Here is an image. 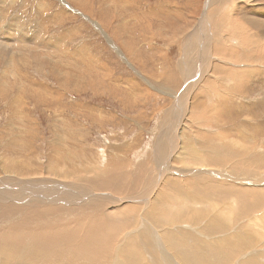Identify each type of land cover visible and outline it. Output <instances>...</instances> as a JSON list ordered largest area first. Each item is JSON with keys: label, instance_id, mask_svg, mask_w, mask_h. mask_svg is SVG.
<instances>
[{"label": "rangeland", "instance_id": "1", "mask_svg": "<svg viewBox=\"0 0 264 264\" xmlns=\"http://www.w3.org/2000/svg\"><path fill=\"white\" fill-rule=\"evenodd\" d=\"M177 17L190 21L189 37L194 38L187 49V58L192 60H185V65L191 64L196 79L188 88L184 65L182 83L176 88L171 84L178 80L172 73L175 65L158 64L159 35ZM197 35L200 45L196 47ZM211 35L216 39L209 41L206 36ZM263 36L264 0H0V180L12 177L18 189L22 181L44 187L35 181L54 180L52 190L60 188L63 199H72L70 213L65 214L71 217L68 222L86 221L83 227L92 234L79 264H104L109 254L118 253V246L128 256L132 234L153 227L148 217L128 213L124 206L152 203L160 190L170 193L173 182L182 191H191L196 182L229 183L235 190L204 186L205 191L197 189L193 196L187 193L186 198L196 200L192 204L181 200L187 215L180 218L184 224L178 227L190 233V239L202 238L198 244L205 250L218 241L215 252H222L226 264L232 260L264 264V167L255 163L264 154ZM181 37L177 43L184 42ZM137 38L140 47L130 46ZM175 45L167 49L173 60L178 51ZM202 66L209 70L199 79L204 76ZM153 77L161 81L160 85L155 82L159 87L154 86ZM192 148L200 161L190 157ZM206 149L216 163L203 159ZM108 167L107 177L126 172L121 184L126 183L128 190L118 194L113 189H97ZM59 171L70 176L61 178L56 174ZM242 188L260 189L263 204L235 217L232 211L237 213L236 205L246 196ZM27 196L21 197V205L31 207L21 215L35 216L37 212L29 211L39 206L35 200L28 201L30 197L26 200ZM116 215L124 219V231L111 235L110 217ZM223 220L232 221L234 227L222 231ZM171 228L166 229L182 240L184 236ZM246 230L255 234L251 247L229 251L223 246L224 239L235 238L238 232L247 236ZM105 233L116 246L105 257L94 259L93 250L105 248ZM73 242L68 240L71 249ZM144 242L153 255V244L148 239ZM192 243L195 253L187 252L204 256L206 251L193 249L197 242ZM138 248L142 262L149 264L140 252L142 247ZM158 254L160 264H177L173 255L170 262L166 254L159 250ZM61 256L55 251L53 263L65 264Z\"/></svg>", "mask_w": 264, "mask_h": 264}, {"label": "bare ground", "instance_id": "2", "mask_svg": "<svg viewBox=\"0 0 264 264\" xmlns=\"http://www.w3.org/2000/svg\"><path fill=\"white\" fill-rule=\"evenodd\" d=\"M222 15L221 16L218 15V16L222 18ZM217 19H219V18H217ZM215 23H216V21H215ZM251 24H253V23H251ZM255 26H257V25H255ZM198 37L199 36L197 35V40H196L197 42H194V44H193L196 47H197V45H200V37L199 38ZM206 37H208L209 41L212 39L213 40L216 39L213 35H211V37H209V36H206ZM192 38L193 37L191 36V39L189 41L192 42ZM211 43H213V42H211ZM213 45H214V43H213ZM201 46H200V49H201ZM207 47H208V45H207ZM209 50H210V48H209ZM188 52H190V51H188ZM187 57H186V62H188V60H192V59H188ZM201 61H202V59H201ZM202 63H206V62L204 61ZM190 65L191 64H189V67H188V70L190 73L187 76H185V78H184V81H187V88L189 87L190 81H194L196 79L193 76V74L195 72H191L192 68L190 67ZM206 65H208V64H206ZM204 66L199 68L202 71H204L203 72L204 76H201L199 79L205 78V75L209 70V69L208 70L204 69L205 68ZM208 80H210V79H208ZM184 89H186V86H184ZM190 90H192V89H190ZM198 92H199V90H198ZM188 105H190V104H188ZM193 109H195V110L197 109V110L201 111L200 107H198V108L195 107ZM203 111L204 110H202V112ZM173 126L177 127V125H175V121L173 123ZM164 130H166V129H164ZM169 130L167 129V131H169ZM249 138L253 139L251 137H249ZM198 141L200 142L202 140H198ZM158 142H159V140H158ZM181 144H182V142H181ZM159 147H161V146L159 145ZM178 148H180V147H178ZM158 151H160V150H158ZM205 151H206L205 152L206 158L204 157L203 159H206L208 161H212L213 163H216L215 159L213 157L214 154H211L209 152L210 151L209 149L208 150L206 149ZM154 152L156 153V150ZM163 156H166V155L163 154L162 158H163ZM190 157L194 158V161L199 159L196 152L193 150V148H192V155L190 154ZM179 158H182V157L179 156ZM216 158H217L218 162H222V160L218 159L217 155H216ZM257 158H259V162L255 161V163L257 164L258 168H263L264 167V163H263L264 162V154H262V156H259ZM198 161H200V160H198ZM198 161L196 163H199ZM261 163H263V164H261ZM214 165H216V164H214ZM218 165H220V164L218 163ZM108 169H109V167L105 168V170L103 171L104 181H98L97 182V189L98 188L113 189L114 192H116L118 194H120V192L128 190L129 186L124 187V185L126 183L121 184V182L124 180V179H122V177L126 176L125 175L126 172L124 174L118 175L117 177H113V176L107 177V170ZM193 169H195V168H193ZM53 173L55 174V172H53ZM56 174L63 176L61 178H66V177L70 176V175H67V173H64L62 171H59ZM103 174H100V175L102 176ZM123 175H125V176H123ZM60 176H58V177H60ZM194 176H196V175H194ZM6 178H8V177L7 176L3 177V180H5ZM3 180L2 179L0 180V187H1L0 188V264H56V263H53V254L55 251H57L60 255H62L60 257V259L62 261L66 260L65 264H79V260H78L79 257L88 252L86 250V248L88 247V244L90 243V240L92 239V234L90 231H88L87 229H85L83 227V225H85L84 223L86 221L85 222L74 221L73 223L68 222L71 217H68V215H65V214L70 213V211L68 210V206L73 205L72 199H68V198L63 199L62 194H65V193H64V191H61L62 189H60V188H59L60 190L58 188L52 190L51 186L54 183V180H46V183H44L42 180L35 181V182H40V183L44 184V187L41 185L40 186L34 185L33 183L30 184L28 181H22V182H19L20 183L19 189H18L19 184L15 181V179L12 180V177L10 180L6 179L5 182ZM11 182H13L14 184L11 185ZM110 182H113V183L118 184V185L114 188L110 185ZM10 185L12 187H14L15 189H12V187ZM60 185H64V184L61 183ZM194 185H195L194 188L192 187L193 185L191 186L192 187L191 191L193 192L192 193L190 190H183L182 191L180 185L176 186L173 182V183H171L172 191L170 193L164 194V191L160 190V192L157 195L158 197L156 198V200L152 201V203L147 202V203L141 204L139 206H136V205L134 206V205H129V204H128L129 206H127V205L124 206V208H126L128 213H134L135 215L140 216V217H142V216L148 217V219H150L154 223V225L152 223L153 227L149 226L150 228H147L145 232H139L138 234H132L133 235V244L130 245V243H129V245H128V252H129L128 256L126 255V252L124 251V249L120 248L118 246V253H115L116 255L114 253L109 254L107 261L104 264H142L143 259H141V256L138 252V249H139L138 246L142 247V248H140V252L142 251L143 254H146L147 261H149L151 264H155L156 262H158L160 264V262H159L160 256L158 254V250L161 251L162 253L166 254L169 257L170 262L172 261L171 255H173V258H175L177 264H226L227 260H225L222 252H219V253L215 252L219 249L218 247H216V244L218 243V241L215 244H208L209 246L207 247V250H205L202 247H200L201 246L200 244H198V242L203 241L202 238H194V236H193V239L192 238L190 239V233H186L184 231L185 229H183V231H182V229H180L178 227L182 223L184 224V222L180 223V221H181L180 218H184L187 215L184 203L181 200H184V202L192 204L193 202H195L196 199L191 198V197L186 198L187 193H190L193 196L196 192H198V191H196L197 189L204 190V186L205 187L209 186V189L215 188V189L224 190V191H230V190H235V189H233V186H231L229 183H227V184L222 183L220 185L217 182H209V181H204L202 183L196 182V184H194ZM48 186H50L48 188L49 191L45 192V188ZM242 189L246 190V196L242 200L241 205L240 204L236 205L237 213H234L232 211V215L235 217H242V215L249 214L250 212L255 211V209L259 208L263 204V198L261 196L260 189H254V188H242ZM13 192H15L14 193L15 198H11L14 195V194L12 195ZM59 194L61 196H59ZM27 195H30V196H27ZM203 195H204V193H203ZM22 196H24V197L27 196L26 200H28V197H30V199L28 201L35 200L34 202H37L35 205H36V207H38V206L39 207L29 211V212H37V214L35 216H30L27 214L21 215V211H27V208L31 207V206L22 207V205H21V201H22L21 197ZM38 197H39V199H37ZM148 198L149 197L146 198V201L148 200ZM205 198H207V197L205 196ZM174 199L176 201H174ZM117 200L123 202V201H127L128 199L123 200V199L117 198ZM4 201H6V202H4ZM8 201H10V202H8ZM82 205H84V204L82 203V204L78 205L77 207H80ZM167 205H168V207H167ZM170 206H174L176 211H178V212L174 211L175 209L173 210V208H170ZM72 207H76V206H72ZM149 208L152 211L151 216L148 215V209ZM166 208H167V211L165 213L161 211L162 209L164 210ZM83 209H85V208H83ZM90 209H91L90 207L87 208V210H90ZM119 211H121L120 208H119ZM116 217H119V216L116 215L115 217L114 216L110 217L109 234H111V235L121 234L122 231H124V229L122 228V225H121V222L124 219L123 218L120 219V218H116ZM155 217H157V218L152 219ZM223 221L225 222V224L223 226V229L221 228L222 231L225 232V230H229L230 228H232V226H233V224L231 223L232 221H229L228 223H226V220H223ZM150 224H151V222H150ZM143 225H144V223H143ZM157 226L159 228L162 227V229H160V231H159L156 228ZM171 226H174L176 234L184 236V237H181L182 240H179V239H178L179 241L176 240L177 237L173 236L171 234V232L166 229L167 227L171 228ZM247 228L252 229V227H250V226H248ZM171 229H173V228H171ZM217 229H219V228H217ZM119 231H121V233H118ZM152 231H154V232L152 233ZM186 231H188V230H186ZM245 232H246L247 236H244L243 233L240 234L238 232L239 234L236 233L237 236L235 238H229L228 237L227 239H224L222 241L223 246L226 247V249H228L229 251H232V250H239L240 251L242 247H245V248H247V246H248V248L251 247V242L253 240L252 237L255 234L248 232L247 230ZM200 233H201V231H200ZM126 234H128V233H126ZM187 236H189V237H187ZM145 239H148L153 244V249H152L153 255L149 251L147 244L144 242ZM68 240H74L73 249H71V247L68 246ZM190 240H192L193 242H197V243H195L197 247H194L193 249L201 250V248H202V251H206V253H204L205 254L204 256L198 255L197 253H196V256H191L192 253L190 255L189 252H187V250H189V251H192L193 253H195L191 249V247L193 246L194 243H192L190 246V244H189ZM124 241H126V239L120 240L119 243H122ZM103 244H104L105 248H99V249L93 250L92 258L95 259V258H100L102 256L105 257L106 251H108L109 249L112 250V248L114 246H116L115 244L113 245V243L111 241L106 239V233L104 234V237H103ZM257 244H259V243H256L255 246L253 247L254 250H256V252L254 250L252 251L255 258L257 256V253H259V252H257V249H255ZM67 247H69V249H70V251L68 250V252H67V249H68ZM221 247H222V245H221ZM221 247H220V249H221ZM258 250L261 251V247ZM107 253H109V252H107ZM117 254H118V256H117ZM210 254H212L213 256H211ZM233 254H231V255H233ZM166 255L162 254V257H164V259H166ZM226 255L227 254H225V256ZM103 259L104 258H102V260ZM97 260L100 262V259H97ZM119 260H121L122 262H119ZM252 260L249 259L248 261H252ZM231 262H232V264H239V262H235V260H232ZM243 262H245V261H243ZM163 264H164V262H163ZM257 264H259V263H257Z\"/></svg>", "mask_w": 264, "mask_h": 264}, {"label": "crops", "instance_id": "3", "mask_svg": "<svg viewBox=\"0 0 264 264\" xmlns=\"http://www.w3.org/2000/svg\"><path fill=\"white\" fill-rule=\"evenodd\" d=\"M188 17H187V19H188ZM177 18H179V17H177ZM184 18L185 17H182L173 23H168V24H172V25L166 26L163 29L162 33L159 35V38L161 39V41H159L157 43V46H156L157 53L160 55V58L158 59L159 63L158 62H156V63H158V64L173 63L175 65V68L172 69V73H175V78H178V80L177 81H171V84H173V86H175L176 88H178L182 83L180 81V79H181V76H180L181 66H183V65L185 66L186 71H187L186 76L189 74L188 73L189 70H188L187 66L185 65V60H186V57L188 55L187 49L189 48V46H188L189 42H190L189 40L191 39V37H189V30H192V27L190 25L191 24L190 21L183 20ZM190 18L194 20V16L190 15ZM187 22H189V24ZM181 35H183L184 42L177 43L178 40L180 39ZM156 36L157 35L154 34L153 38H148V39L149 40L154 39ZM138 39L139 38H137L136 41L131 42L130 46L140 47L139 44L141 45V43H140V41H138ZM123 40L125 41V39H123ZM169 44H172V45L176 44L175 46L178 48V51L174 56V60L170 59V56L167 55L168 47L172 46ZM121 46H123L122 43H121ZM122 57H125V56H122ZM125 61H126L127 65H131V62H129L128 59H126ZM155 68H156V65L154 66V70H155ZM170 71H171V69H170ZM159 81H158V78L153 77L154 86H158V85H156V83L160 85L161 81L160 82ZM153 132L154 131H151V136H153Z\"/></svg>", "mask_w": 264, "mask_h": 264}]
</instances>
